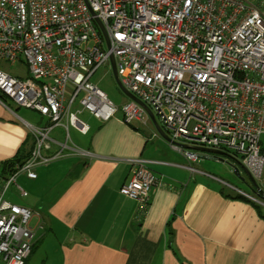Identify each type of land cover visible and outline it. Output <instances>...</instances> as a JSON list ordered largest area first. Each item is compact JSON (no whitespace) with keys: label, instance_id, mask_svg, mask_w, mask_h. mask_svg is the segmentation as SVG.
<instances>
[{"label":"built area","instance_id":"1","mask_svg":"<svg viewBox=\"0 0 264 264\" xmlns=\"http://www.w3.org/2000/svg\"><path fill=\"white\" fill-rule=\"evenodd\" d=\"M111 56L118 82L135 99L120 108L90 82ZM0 63L22 64L27 74L10 76L0 67V105L13 113L4 101L10 100L46 121L27 126L32 152L0 187V264H25L36 240L33 213L5 199L7 190L15 184V195L26 198L16 177L34 180L35 168L60 156L65 145L41 154L53 129L86 134L84 112L105 122L119 111L126 126L145 125L146 107L170 148L187 160L186 171L264 205V0H0ZM196 149L227 154L258 189L246 194L197 171ZM129 164L119 194L143 213L160 180L148 162Z\"/></svg>","mask_w":264,"mask_h":264},{"label":"crops","instance_id":"2","mask_svg":"<svg viewBox=\"0 0 264 264\" xmlns=\"http://www.w3.org/2000/svg\"><path fill=\"white\" fill-rule=\"evenodd\" d=\"M18 65L25 78V66ZM0 67L5 70L6 65ZM45 124L43 120L39 127ZM28 125L0 105V165L32 136ZM87 126L84 135L72 127L53 129L49 156L61 145L66 148L46 167L35 168L34 180L20 176L26 198L34 196L24 208H38L41 215L31 227L36 240L25 264L43 240V230L52 234L53 229L58 240L54 264H264L261 211L235 199L218 181L190 173L186 180V160L180 154L156 158V144L166 141L151 122L126 126L118 111L105 122L92 117ZM72 148L88 156L71 155ZM134 159L148 162L147 168L160 180L143 213L137 202L119 194ZM241 181L252 191L245 177Z\"/></svg>","mask_w":264,"mask_h":264},{"label":"rangeland","instance_id":"3","mask_svg":"<svg viewBox=\"0 0 264 264\" xmlns=\"http://www.w3.org/2000/svg\"><path fill=\"white\" fill-rule=\"evenodd\" d=\"M5 72L7 74H9L10 76H19L20 78H23V76L25 74L24 68L18 64L15 66L6 65ZM90 82L94 86H96L102 93H104L106 95L107 99L116 108L121 107L122 100L124 99V96L120 92L119 88L117 87V85H116V83L112 77V73H111L109 65H105L103 67H100L93 74V76L90 79ZM4 101H5V104L11 109V111L16 116H18L19 118H22L24 121H26L27 123H29L33 127H39V123H41L44 120V119H41L34 112H31V111L23 109V108H18L10 100L4 99ZM78 107H79L78 101H76L75 104L72 106V111H75ZM90 116L91 115L89 113L84 112L81 115L83 122L84 123L86 122L87 124H89V122L92 120V116L91 117ZM72 132L73 131L71 129H69V136H70V139L73 141ZM50 136L53 137V134H51ZM51 144H53V143L47 142V146H50V148H52ZM156 147L158 149L156 150L157 153L155 155H156V158H158L160 160L164 159L165 157L169 158L172 156V154H174V155L179 154L176 151L172 150L170 148L169 144L166 142L164 143L162 141H159V143L156 144ZM159 148H160V150H159ZM46 150H48V149H46ZM46 150L43 149L41 151V154L43 156H49V153H47ZM195 153L198 155L199 158H198V162L193 165V168H195L196 170H198L200 172L212 175L213 177H215L219 181L224 182L227 185H230L232 188H234L236 190L238 189V190L245 191L249 194H253L251 192V190L249 189V187L241 181V179H243L245 177V173L241 167H239L238 165H234V163H233L234 161H232L231 159H229L227 157H216L214 155L203 153V152L196 151ZM219 158L222 160V162L218 161ZM187 165H188V163L186 160V166ZM231 165L237 167L238 172L241 176L240 179H237L232 174ZM41 166H44V165H41ZM44 167H46V165ZM21 175H18L16 177V185L19 186L22 190H24L26 192L27 186L24 182V179H22L20 177ZM189 176H190L189 172L186 171V180L188 179ZM261 180L264 182V168H263ZM219 186H221V185H219ZM222 186H223L222 187L223 190H225L227 192H232V191H230L231 189H229V187H225L224 185H222ZM15 194H16L15 184H13L7 190L4 198L13 202L14 204H16L20 207H24L25 205L32 204L34 202V196L33 195H31L25 199H19V198H17V196ZM258 206H259V210L261 211L262 215L264 216V205H258ZM35 209H36L35 212H33L31 210V212L33 213V216L29 222L30 228L31 227L33 228L34 226H36L38 216L40 215L39 209L38 208H35ZM40 217H41V215H40ZM42 230L43 229H41L38 232L41 233ZM43 232H44L45 236L43 237V240L40 241L36 245V247L33 251V254L31 255V257L28 261V262H30V264H54V262H55V255H54L55 246H56V244H58L57 243L58 240H55V238L57 237V235L55 233H53V232H55L54 229L52 230V234L49 231L47 232L45 230H43ZM58 239H59V237H58Z\"/></svg>","mask_w":264,"mask_h":264},{"label":"water","instance_id":"4","mask_svg":"<svg viewBox=\"0 0 264 264\" xmlns=\"http://www.w3.org/2000/svg\"><path fill=\"white\" fill-rule=\"evenodd\" d=\"M97 25H98V27L100 29V32L105 37L104 31H103L101 25L99 24V22H97ZM109 65H110V70H111V73H112V77H113L117 87L119 88L120 92L127 99L135 101L134 97L131 94H129L126 90H124V88L118 82V79H117V76H116V73H115L114 59H113L112 56L109 58ZM144 110H145V113H146L147 117L149 118V121L151 122L152 126L154 127L155 131L157 132V134H159L167 143H169V139L166 138V136H164V134L162 133V130H161L160 126L158 125L157 121L155 120V118H154L153 114L150 112V110L147 109L146 107H144ZM196 151L207 153V154H211V155H214L216 157H229L227 154H225L223 152H220V151H216V150L196 149ZM218 161L222 162V160L220 158H219ZM231 170H232V174L237 179H240V175H239L237 167L231 165ZM244 173H245L246 179H248L252 183V185L254 186V189L257 190L258 187L256 186L255 181L251 178V176L246 171H244ZM260 198L264 202V196H260Z\"/></svg>","mask_w":264,"mask_h":264},{"label":"trees","instance_id":"5","mask_svg":"<svg viewBox=\"0 0 264 264\" xmlns=\"http://www.w3.org/2000/svg\"><path fill=\"white\" fill-rule=\"evenodd\" d=\"M34 145V139L32 136H28L26 140L23 142V144L20 146L19 150L15 154V156L6 161L3 162L0 165V180L5 181L9 176H11L15 172L16 167L22 166L25 161L29 158L32 149ZM235 199L243 200L245 202L250 203L256 211L259 212V206L248 201L247 199L243 198L242 196L239 195H234ZM34 247V246H33ZM33 248L31 249L32 252ZM30 252V254H31ZM27 260V259H26Z\"/></svg>","mask_w":264,"mask_h":264}]
</instances>
